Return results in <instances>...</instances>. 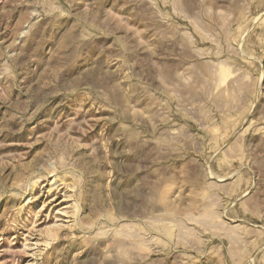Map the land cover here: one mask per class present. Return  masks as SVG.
<instances>
[{
  "label": "rangeland",
  "instance_id": "1",
  "mask_svg": "<svg viewBox=\"0 0 264 264\" xmlns=\"http://www.w3.org/2000/svg\"><path fill=\"white\" fill-rule=\"evenodd\" d=\"M0 264H264V0H0Z\"/></svg>",
  "mask_w": 264,
  "mask_h": 264
}]
</instances>
